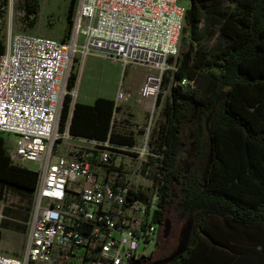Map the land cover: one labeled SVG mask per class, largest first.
<instances>
[{"label": "built area", "instance_id": "1", "mask_svg": "<svg viewBox=\"0 0 264 264\" xmlns=\"http://www.w3.org/2000/svg\"><path fill=\"white\" fill-rule=\"evenodd\" d=\"M184 14L180 0H77L65 41L9 33L0 54V131L12 162L38 179L24 251L0 253V264H130L154 251L162 224L159 195L142 173L148 138L129 146L75 136L60 113L75 93L67 88L75 53L146 67L138 92L155 100L168 59L178 55ZM128 95L118 92L116 104Z\"/></svg>", "mask_w": 264, "mask_h": 264}, {"label": "trees", "instance_id": "2", "mask_svg": "<svg viewBox=\"0 0 264 264\" xmlns=\"http://www.w3.org/2000/svg\"><path fill=\"white\" fill-rule=\"evenodd\" d=\"M76 3L70 1L69 18ZM183 29L187 45L179 43L177 57L168 59L174 66L162 84H170V94L150 133V154L142 167L159 195L156 222L163 223L175 185L181 190L179 206L193 213L186 249L167 264H264V0H189ZM215 33L220 44L203 46L202 40ZM183 78L190 83L181 84ZM221 91L226 95L214 106ZM71 103L68 94L60 118H70L72 135L135 143L132 135L114 130L115 99ZM194 108L195 123L184 139ZM210 113L209 137L205 120ZM7 147L0 131V199L8 188L34 197L37 173L13 163ZM182 158L189 159L188 169Z\"/></svg>", "mask_w": 264, "mask_h": 264}, {"label": "rangeland", "instance_id": "3", "mask_svg": "<svg viewBox=\"0 0 264 264\" xmlns=\"http://www.w3.org/2000/svg\"><path fill=\"white\" fill-rule=\"evenodd\" d=\"M70 1L0 0V42L5 45L9 33H32L60 40L65 38L70 32L72 24V17L67 16ZM180 3L185 7V10L189 6V0H180ZM203 27L200 24V28ZM185 34L186 31L183 29L180 40L183 47L187 45L188 41L186 38L183 39ZM202 42L203 46L212 49L220 44L221 38L218 33H215L211 37L203 39ZM85 58L86 55L75 53L68 70L67 88L69 89L71 83L75 90L71 96L73 103L77 101L78 84L83 79L79 88L81 98L113 94L116 100L117 93L123 90L129 95L127 98L117 101L118 110L115 113L114 130L132 135L136 139L147 137L149 140L160 109L170 94V84L163 86L161 83L158 96L160 94L162 96L160 104L157 105L158 96L155 100H148L140 96L138 87L135 88L142 74L147 72L145 67L130 65L124 67L106 55H90L85 66V73ZM173 62L169 64L171 67L174 66ZM166 70H164L163 76L166 74ZM126 86H130V88ZM194 109L184 127V139L188 130L194 126L197 113V109ZM188 138L190 139L191 136ZM180 164L188 169L189 159L182 158ZM29 167L33 168V165H29ZM141 180L145 184L148 183L140 177ZM180 196V185H175L172 188L173 203L166 209L162 227L158 232L159 237L154 253L156 258L164 257L174 251L180 245L188 223L192 222L193 213L178 204ZM0 211L2 215L0 219V253L21 256L27 240L29 222L34 212V197L14 188H8L3 198L0 199ZM167 238L169 241L165 243Z\"/></svg>", "mask_w": 264, "mask_h": 264}, {"label": "water", "instance_id": "4", "mask_svg": "<svg viewBox=\"0 0 264 264\" xmlns=\"http://www.w3.org/2000/svg\"><path fill=\"white\" fill-rule=\"evenodd\" d=\"M226 95V93L224 91H221L218 96L215 99V103L214 106L218 103V101L220 99H222L224 96ZM211 117V113L209 114V116L206 118L205 120V128H206V132L210 137V130H209V120ZM210 162H211V148H209V153H208V157H207V161L206 164L204 166V170L202 172V180L205 181L206 179V172L210 166ZM191 228H192V222H189L187 225V228L185 229L184 235H183V239L180 243V245L171 253H169L168 255L164 256V257H160V258H155L153 259L150 263L148 264H167L168 262H170L175 256H177L178 254L182 253L185 249L186 246L188 244L190 235H191ZM150 259V257H149ZM130 264H144L142 262L139 261H133Z\"/></svg>", "mask_w": 264, "mask_h": 264}, {"label": "crops", "instance_id": "5", "mask_svg": "<svg viewBox=\"0 0 264 264\" xmlns=\"http://www.w3.org/2000/svg\"><path fill=\"white\" fill-rule=\"evenodd\" d=\"M90 55H104V54H102V53H90V54H88V56H90ZM88 56L86 55V58H85V60H84V71H85V73H86V63H87V59H88ZM116 62H118V63H120L121 65H123L124 67H128V66H125L122 62H120V61H116ZM131 66V65H130ZM142 67H144V66H142ZM145 70H147V68L145 67ZM148 71V70H147ZM146 74H147V72L146 73H144V74H142V76H141V78L138 80V82H137V84H136V86H135V88H139V86L142 84V82H143V80H144V78H145V76H146ZM84 80V79H83ZM82 80V81H83ZM82 81L80 80V82H79V84H78V95H77V101H79V102H83V103H92L98 96H92V97H87V98H81L80 97V95H79V88H80V84L82 83ZM126 87H128V88H130V86H126ZM135 88H131V89H135ZM104 97H109V98H113V99H115L114 98V96H113V94L112 95H109V96H104Z\"/></svg>", "mask_w": 264, "mask_h": 264}, {"label": "flooded vegetation", "instance_id": "6", "mask_svg": "<svg viewBox=\"0 0 264 264\" xmlns=\"http://www.w3.org/2000/svg\"><path fill=\"white\" fill-rule=\"evenodd\" d=\"M168 238L167 239H165V243H168ZM157 245V244H156ZM155 249H156V246H155V248H154V251L149 255V256H147V257H144V258H140L139 260H137V261H139V262H142V263H144V264H148V263H150L153 259H155L156 257L154 256V253H155ZM149 257H150V259H149Z\"/></svg>", "mask_w": 264, "mask_h": 264}]
</instances>
